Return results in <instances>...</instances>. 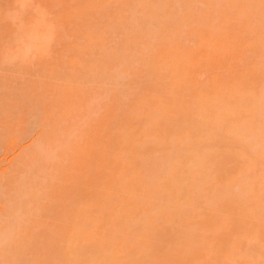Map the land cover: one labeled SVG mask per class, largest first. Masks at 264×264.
<instances>
[{
	"label": "rangeland",
	"instance_id": "obj_1",
	"mask_svg": "<svg viewBox=\"0 0 264 264\" xmlns=\"http://www.w3.org/2000/svg\"><path fill=\"white\" fill-rule=\"evenodd\" d=\"M235 1L0 0V264H264V0Z\"/></svg>",
	"mask_w": 264,
	"mask_h": 264
},
{
	"label": "bare ground",
	"instance_id": "obj_2",
	"mask_svg": "<svg viewBox=\"0 0 264 264\" xmlns=\"http://www.w3.org/2000/svg\"><path fill=\"white\" fill-rule=\"evenodd\" d=\"M227 1H228V0H227ZM234 1H235V0H233V2H234ZM255 1H256V0H255ZM258 1H261V0H258ZM258 1H257V4H258ZM229 2H230V1H229ZM229 2H228V4H230ZM233 2L231 3L232 6H233ZM235 2H236V1H235ZM235 2H234V3H235ZM259 3H260V2H259ZM228 4H227V5H228ZM232 6H231V7H232ZM258 6H259V5H257V7H258ZM259 7H260V6H259ZM259 7H258V8H259ZM233 8H234V7H233ZM233 8H231V9H233ZM263 8H264V4H263ZM254 9H255V8H254ZM258 11L260 12V10H258ZM258 11H256V12H257L256 14H257V15H260V14L258 13ZM254 12H255V11H254ZM261 13H262V12H261ZM261 16H262V15L257 16L258 19H259V17L261 18ZM201 17H202V16H201ZM255 17H256V16H255ZM258 19L255 18V19H253V20H254V21L257 20L256 22H258ZM198 20H199V18H198ZM203 20H204V19H203ZM260 20H261V19H260ZM260 20H259V21H260ZM200 21H201V20H200ZM205 21H206V20H205ZM261 21H262V20H261ZM204 23H205V22H204ZM254 23H255V22H254ZM261 23H262V22H261ZM202 25H203V24H202ZM258 25H259V24L257 23V26H258ZM257 26H256V24H255V28H254V29L252 28V29L255 30V29H257V28H258V29L261 28V27H257ZM263 26H264V25H263ZM252 27H254V25H253ZM258 29H257L256 31H260V30H261V29H260V30H258ZM263 30H264V29H263ZM253 32H255V31H253ZM262 35H263V33H262ZM189 36H190V35H189ZM257 36H258V35H257ZM262 37H264V36H262ZM262 37H261V38H262ZM198 38H199V37H198ZM202 38L204 39V37H202ZM208 38H209V37H208ZM203 39H202V41H203ZM205 39H206V38H205ZM205 39H204V40H205ZM197 40H198V39H197ZM210 40H211V39H210ZM221 40H222V39H221ZM221 40H220V41H221ZM208 41H209V40H208ZM223 41L226 42V40H224V39H223ZM203 42H204V41H203ZM206 42H207V41H206ZM224 42H223V43H224ZM258 42H260V41H258ZM200 43H202V42H200ZM219 43H220V42H219ZM202 44H204V43H202ZM215 44H216V43H215ZM221 44H222V41H221ZM205 45H206V43H205ZM207 45H208V42H207ZM212 45H213V44H211V47H212ZM222 46H223V45H222ZM209 47H210V46H209ZM216 47H217V46H215V48H214V49H215V52H217L218 50H220V49H218V50L216 51ZM218 47H219V46H218ZM220 48H221V47H220ZM223 48H224V47H223ZM228 50H229V49H228ZM225 54H226V52H225ZM225 54H224V55H225ZM227 54H228V52H227ZM230 55H231V53H230ZM216 56H217V55H216ZM214 59H215V58H214ZM162 60H163V59H162ZM241 60H242V59H241ZM183 63H184V62H183ZM183 63H182V64L180 65V67H179L180 70H185V69H187L186 67H183V66H186V64L184 63V65H183ZM239 63H240V61H239ZM256 66H257V65H256ZM257 67H258V66H257ZM184 68H185V69H184ZM261 68H263V67L261 66ZM257 69H259V68H257ZM263 69H264V68H263ZM255 71H256V70H255ZM258 71H260V70H258ZM175 85H176V84H175ZM175 87H176V86H175ZM173 88H174V87H173ZM175 89H176V88H175ZM214 90H215V89H214ZM220 90H221V89H220ZM173 91H174V90H173ZM204 91H205V90H204ZM212 91H213V90H212ZM221 91H222V90H221ZM230 91H232V90H230ZM175 92H176V90H175ZM207 92H208V91H207ZM207 92H205V93L207 94ZM205 93H204V95H205ZM216 93H219V94H220V97H221L223 94H225L224 92H221V93H223V94L221 95V93H220L219 91H218V92L215 91V93H214V94L216 95L215 97L218 96ZM255 93H256V92H255ZM210 94H211V96H212V92H210ZM210 94H209V95H210ZM228 95H230V93H229ZM232 96H233V95H232ZM256 96H257V95H256ZM260 96H261V94L258 95L256 98L251 97V98L253 99V100H252V99L249 100V101L251 102V104H248V103H250V102H248V100H247V104L252 106V107L249 106V109H250V107H251V109H250L251 112H253V111H252V110L254 109L253 107H255V109H257V110H260L259 108H262V105H263V101H264V99H262ZM171 97H173L172 94H171ZM209 97H210V96H209ZM254 97H255V96H254ZM222 99H224V98H220V100H222ZM245 99H246V98H245ZM249 99H250V98H249ZM225 100H226V99H225ZM243 100H244V99H243ZM255 100H258V103H259V102L261 103V104H260V103H259V104H256V105H259V107H257V106L255 105ZM228 101L230 102V99H229V98H228ZM237 101H238V99L235 100L236 105H238V106H236V108L238 109L239 106H241V107H240L239 110H237L235 107H234V108H235L236 111H239V113H240V111H241V113H240L241 120L244 119L246 116H250L249 114H250L251 112H250L249 110L246 112V110H247L248 108H244V107H243V110H242V103H241L240 101H238V102H237ZM226 102H227V101H226ZM235 102H234V100L232 101V99H231V103H233V104L230 103L231 106H233ZM239 102H240V103H239ZM245 102H246V101H245ZM227 103H228V102H227ZM227 103H226V104H227ZM238 103H239V104H238ZM227 105H229V104H227ZM231 106H230V107H231ZM260 106H261V107H260ZM160 107H161V106H160ZM162 107H163V106H162ZM157 108H158V107H157ZM231 108L234 109L233 107H231ZM66 109H67V108H66ZM160 109H161V108H160ZM160 109H159V110H160ZM162 109H164V108H162ZM162 109H161V111H162ZM166 109H167V108H165L164 110L166 111ZM244 109H245V111H244ZM67 110H68V109H67ZM156 110L158 111V109H156ZM201 110H202V109H201ZM257 110H254V111H257ZM46 111H47V110H46ZM47 112H48V111H47ZM47 112H46V113H47ZM166 112H167V111H166ZM166 112H165V113H166ZM201 112H204V110H202ZM248 112H250V113L248 114ZM55 113H56V112H55ZM158 113L160 114V112H158ZM162 113H163V111H162ZM162 113H161V114H162ZM165 113H164V115H165ZM244 113H247V114L244 115ZM51 114H52V113H51ZM62 114H63V113H62ZM166 114H168V113H166ZM241 114H243L244 117H243ZM48 115H49V114H48ZM203 115H204V117H203ZM216 115H218V114L215 113V115H214L215 118L211 120V121L214 122V124H215V123L218 124V123H217L218 121H219V122H222V121H220V119L223 120V117H220V116H222V115L219 114V115H220V116H219L220 119H218L219 117H217ZM49 116H50V115H49ZM212 116H213V115H212ZM212 116H211L210 118H213V117H214V116H213V117H212ZM250 117H251V116H250ZM145 118H146V117H145ZM202 118H204V120H202ZM202 118H201L202 121H201V122H200V121L198 122V123H199V126L203 125V126H206V127H204V128H208L209 126H208L207 124H208L209 122H207V124H206L205 120H208V119H206V118H209V115H208V117H207V115H206V118H205V113H204V114L202 113ZM248 118H249V117H248ZM248 118H246V119H244L243 121H241V122H243V123H241L242 128H244L245 126H247L246 124L248 123V122H247V121H248ZM215 119H217L218 121H214ZM249 119H250V118H249ZM59 120H60V119H59ZM209 121H210V120H209ZM245 121H246L247 123H246ZM202 122H203V123H202ZM83 123H84V121H83ZM211 123H212V122H211ZM196 124H197V123H196ZM196 124H195L194 127H197V131H198V125L196 126ZM200 124H201V125H200ZM243 124H245V125H243ZM248 124H250V123H248ZM54 125H55V124H54ZM219 125H220V124H219ZM203 126H201V128H202ZM207 126H208V127H207ZM243 126H244V127H243ZM194 127H193V129H194ZM216 127H217V126L215 125V127H213V128H216ZM220 127H221V126H219V128H220ZM247 127H248V128L250 127L249 130H248V128H244V129L247 130V131H250V133H248V132H247V133H248V134H251V135H250V136H251V140H253V145H252L253 147L251 146V148H254V149H251V150H250L249 147H248V148H247V152H250V151H252V150H253V152H255V150H257V149H255V148H256V147L258 148V146H259V147L261 146V145L259 144V140L261 141V138H262V137L260 138L259 135H258V136L256 135L257 133H256V134L254 133V132H255V131H254L255 129H253V130L251 131V128H253V127H251V125H248ZM191 129H192V128H191ZM191 129H190V130H191ZM190 130L186 129V130H184V132H183V131H182V132H183L184 134H186L185 132H187L188 134H190V133H191V134H193V133H198V132H196V129H195V130H191V131H195V132H191ZM204 130H206V129L200 130V127H199V132H200V133L204 132ZM208 130H209V129H208ZM215 130H216V129H215ZM215 130H214L213 132H216ZM242 130H243V129H242ZM188 131H189V132H188ZM218 131L221 132L220 130H218ZM222 131H223V129H222ZM51 132H52V131H51ZM183 133H182V134H183ZM207 133H208V132H207ZM226 133H227V132H226ZM226 133H225V134H226ZM184 134H183V135H184ZM188 134H186V135H188ZM224 136H225V135H224ZM224 136H223V137H224ZM226 136H227V135H226ZM256 136H257V137H256ZM258 137H259V139H258ZM171 138H172V137H170V139H169L170 141H169V142L166 143V140H164V143H162V144H163V145L165 144V146H166V144H168L167 146H171V145H169L170 142H171L170 144H173V140H171ZM232 138H233V137H232ZM252 138H253V139H252ZM130 139H131V138H130ZM133 139H134V137L132 138V140H133ZM134 140H135V139H134ZM262 140H263V139H262ZM127 141H130V140L128 139ZM130 142H131V141H130ZM261 142H262V141H261ZM261 142H260V143H261ZM250 143H252V142H250ZM160 144H161V143H160ZM90 145H91V144H90ZM157 145H158V144H157ZM163 145H162L163 150H164V149L167 150V148H170L171 150L173 149L172 147H167V146L165 147V146H163ZM250 145H251V144H250ZM250 145H249V146H250ZM160 146H161V145H160ZM160 146H159V148H161ZM157 147H158V146H157ZM90 148H91V147H90ZM92 148H93V147H92ZM92 148H91V149H92ZM155 148H156V147H155ZM159 148H156V150L159 149ZM93 149H94V148H93ZM170 149H168L167 152L164 150V151L166 152V153H165L166 158H168V157L170 156L169 153H171L172 155L176 154V152L173 151V150H172L173 153L170 152V151H171ZM156 150H155V151H156ZM159 150H160V149H159ZM161 150H162V149H161ZM56 151L58 152V150H56ZM56 151H54V152H56ZM168 151H169V153H168ZM52 152H53V151H52ZM57 152H56V153H57ZM88 152H89V151H88ZM152 152H153V151H152ZM174 152H175V153H174ZM247 152H246V154H247ZM58 153H61V152L59 151ZM58 153H57V154H58ZM85 153H86V151H85ZM91 153H92V152H91ZM57 154H56V155H57ZM81 154H82V153H81ZM88 154H89V153H88ZM153 154L155 155V153H153ZM166 154H167L168 156H167ZM54 155H55V153L52 154V155H50V156H49V154H48V157H47V155H46L45 160H46V161L49 160L50 157L55 158ZM56 155H55V156H56ZM84 155H86V154H84ZM84 155H83V156H84ZM90 155H91V154H90ZM176 155H177V154H176ZM176 155H174V156H170V158H171V159H172V157L176 158ZM58 156H60V154H58ZM58 156H56V159L58 158ZM64 156H65V155H64ZM64 156H63V157H64ZM92 156H93V155H92ZM221 156H222V155H221ZM87 157H88V156H87ZM87 157H85V158H87ZM151 157H152V159H153L154 156L151 155ZM30 158H31V157H30ZM36 158H37V157H36ZM46 158H47V159H46ZM60 158H61V157H60ZM81 158H82V157H81ZM116 158L119 159L120 157L118 156V157H116ZM122 158H123V157H122ZM157 158H158V157H157ZM179 158H180V157H179ZM179 158H176V159L179 160ZM23 159H24V158H23ZM23 159H22V160H23ZM56 159H51V158H50V160H52V163H53V160H55L54 163L57 162L58 160L56 161ZM58 159H59V158H58ZM62 159H63V158H62ZM89 159H90V158H89ZM120 159H121V158H120ZM154 159H155V158H154ZM154 159H153V160H154ZM225 159H226V158H225ZM225 159H223V160H225ZM22 160H21V162H24V161H25V159H24V161H22ZM31 160H32V158H31ZM38 160H39V159H38ZM43 160H44V159H43ZM45 160H44V162H45ZM82 160H83V159H81V161H82ZM93 160H94V159H93ZM114 160H116V159L114 158ZM174 160H175V159H174ZM177 160H176V161H177ZM180 160H182V159L180 158ZM33 161H34V160H33ZM35 161H36V160H35ZM29 162H30V161L28 160V163H27L28 166H29ZM44 162H43V163H44ZM50 162H51V161H49V164H51V166H52L54 163L52 164V163H50ZM151 162H152V161H151ZM178 162H179V161H178ZM222 162H224V161H221V163H222ZM19 163H20V162H19ZM34 163H35V162H34ZM37 163H38V162H37ZM114 163H116V162H113V163H112L113 167H112L111 170H113L112 172L115 173V174H113L112 172H111V174H112L113 177L115 178V183L117 182L118 184H117V183L115 184V185H116V187H115L116 189L114 188V190H112V191H114V192H112V191H111L112 193L109 192L108 194H109L110 196L106 194V195H104V196H106V197H104V198H108V199H109V198L111 197V199H109V200H112V197H114V199H115V197H117V199L119 198L118 200H120V195H121V197H122V195H126L125 197H128V198L122 197V199L124 198V199H126V201H127V199H128V201H129V196H130L131 194H133V192H132V190H130L132 193H131L130 195L127 196V193H128V192L125 194V191H126L125 188H121V187H122V186H121L122 184H120V183H122L123 181L120 182L119 178L122 179V180H125V178H121L122 173H124V172H125V173H124V176H126L125 174H127V175H128V177L126 176L127 179L130 178V177H129V174L131 173V171H128V170L126 169L127 167H126V168L124 167L125 164H124V166H122L124 169H126L124 172L122 171L123 169L120 170L122 167H120V169H119V168L116 169ZM121 163L123 164V162H120V163H118L116 166L119 167V166L121 165ZM224 163H225V162H224ZM224 163H223V164H224ZM41 164H42V162H41ZM49 164H48V165H49ZM226 164H227V163H226ZM228 164H229V163H228ZM231 164H232V163H231ZM27 165H25V166H27ZM30 165H33L32 162H30ZM46 165H47V164H46ZM174 165H176V163L173 164V166L171 167V170H172V168L174 167ZM188 165H189V164H188ZM15 166H16L15 168H20V167H19L20 165L18 166V164L15 165ZM23 166H24V164H23ZM51 166H49V167H51ZM53 166H54V165H53ZM178 166H179V165H177V166H175V167L173 168V171H175V173L177 172L175 175L178 174V170H179V167H178ZM235 166H236V165H235ZM49 167H48V168H49ZM56 167H57V166H56ZM56 167H54L53 169H54V170L57 169ZM58 167H59V169H61V172H58V173H60V175H58V174H57V175H54V173H53L54 170H53L52 168H51V170H53V171H52L51 175L53 174V176H57V178H58V177L61 178L60 176H61L62 173L64 172L63 170L66 169V168L63 167V169H62V168H60V167H62V166H58ZM128 167H129V166H128ZM176 167H178V168H177L178 170L175 169ZM180 167H181V165H180ZM222 167H223V166H222ZM225 167L227 168V166H225ZM113 168H114V169H113ZM184 168H185V167H184ZM228 168H229V167H228ZM49 169H50V168H49ZM128 169H129V168H128ZM174 169H175V170H174ZM15 170H18V169H13V171H12L13 174H14ZM57 170H58V169H57ZM57 170H56V171H57ZM115 170L121 174V175L119 176V178H118L119 173L114 172ZM130 170H132V168H131ZM180 170H181V168H180ZM222 170H224V169H222ZM234 170H235V169H234ZM48 171H50V170H48ZM56 171H54V172L56 173ZM58 171H59V170H58ZM62 171H63V172H62ZM65 171H66V170H65ZM120 171H121L122 173H121ZM127 171H128V172H127ZM50 172H51V171H50ZM126 172H127V173H126ZM132 172H133V170H132ZM180 172H181V171H180ZM180 172H179V173H180ZM226 172H227V171H226ZM116 173H117V175H116ZM133 173H134V172H133ZM136 173H137V172H136ZM136 173H134V175L131 173L132 175L130 174V176H132V177L135 176V177H136V176H137ZM171 173H173V172H171ZM16 174H17V173H16ZM63 174H64V173H63ZM65 174H66V173H65ZM135 174H136V175H135ZM138 174H139V173H138ZM147 174H148V175H147ZM147 174H146V172H145V175H147V176H146V179H147V177L150 176V172L147 173ZM173 174H174V173H173ZM145 175L143 176L144 178H145ZM178 175H179V174H178ZM178 175L176 176L177 178H178ZM17 176H18V177H15V176H14L15 179H18V180H17L18 183L15 184V185L18 186V184H19V186H21V183H23L24 180H22L23 178L20 180L19 175H17ZM6 177H7V176H6ZM6 177H5V178H6ZM62 177H63V176H62ZM66 177H67V176H66ZM116 177L118 178L119 181L117 180ZM206 177H207V176H206ZM12 178H13V177H12ZM12 178H11V179H12ZM55 178H56V177H55ZM55 178H52V180L55 179ZM64 178H65V177H63L62 179H64ZM149 178H150V177H149ZM177 178H176L177 183H178V182L180 183V184L178 183V186H179L178 188H179V189H180V188H181V189H182V188L184 189V186L181 184V181H179V178H178V179H177ZM11 179H10V180H11ZM62 179H61V180H62ZM81 179H82V178H81ZM131 179H132V178H131ZM131 179H129V180H131ZM146 179H145V180H146ZM199 179H200V178H199ZM8 180H9V179H8ZM10 180H9L8 182H9L10 184H12V186H13L15 180H13V181H10ZM19 180H20V181H19ZM59 180H60V179H59ZM61 180H60V183H61ZM202 180H203V179H202ZM199 181H200V180H199ZM203 181H204V180H203ZM203 181H202V183L199 182V184L201 183V186L204 185ZM20 182H21V183H20ZM52 182H54V180H53ZM57 182H59V181L57 180ZM63 182H64V181H63ZM15 183H16V182H15ZM167 183H168V182H167ZM171 183H173V182H170V185H173V184H171ZM196 183H198V181H197ZM196 183H195V184H196ZM10 184H9V185H10ZM25 184H26V183H25ZM25 184H23V185H25ZM50 184H51V183H50ZM53 184H54V183H53ZM53 184H52V185H53ZM55 184H56V182H55ZM119 184H120V186H119ZM202 184H203V185H202ZM23 185H22L21 187H22V188L24 187V189L26 190L28 184L25 185V186H23ZM64 185H65V184H64ZM117 185H118V186H117ZM174 185H175V186L177 185V184L175 183V181H174ZM181 185H182L183 187H182ZM10 186H11V185H10ZM16 186H13V189H14V187H16ZM19 186H18V187H19ZM30 186H31V185H30ZM50 186H51V185H50ZM50 186H49V187H50ZM53 186H54V185H53ZM180 186H181V187H180ZM196 186H197V185H196ZM18 187H17V190H18ZM31 187H33V186H31ZM31 187L28 186V188H30L31 190H32L33 188L35 189V187H33V188H31ZM51 187H52V186H51ZM62 187H63V186H62ZM64 187H65V186H64ZM167 187H168V186H167ZM167 187H166V188H167ZM47 188H48V187H47ZM234 188H235L237 191L240 190V189H237L238 187H234ZM234 188L231 189V190H232V194H233L234 191H235ZM250 188H251V189H250ZM250 188H249V186H248V190L250 189V190L247 192L248 194L246 193V191H247L246 188H245V191H243V192H245L247 195H249V193H250V195H251V192H250V191H252V187L250 186ZM30 189H29V190H30ZM38 189H39V188H38ZM57 189H58V188H57ZM120 189H121V190H125V191H121V192H123L124 194H123V193H121V194L119 193V192H120ZM171 189H173V188H171ZM176 189H177V188H176ZM14 190H15V189H14ZM20 190H21V189H19V191H20ZM115 190H117L116 192H118V194L115 192ZM167 190H168V189H167ZM242 190H243V189H242ZM253 190H254V189H253ZM255 190H256V189H255ZM255 190H254V191H255ZM32 191H33V190H32ZM63 191H64V190H63ZM183 191H184V190H183ZM16 192H17V191H16ZM27 192H29V191L27 190ZM55 192H56V191H55ZM135 192H136V189H135ZM137 192H139V191H137ZM169 192H170V190H169ZM179 192H180V191H179ZM179 192L177 191V193H179ZM185 192H186V190H185ZM238 192H241V193H242V191H238ZM25 193H26V192H25ZM114 193H116L115 195H118V196H115ZM129 193H130V192H129ZM129 193H128V194H129ZM141 193H142V192H141ZM170 193H171V192H170ZM235 193H237V192H235ZM235 193H234V195H237V194H238V193H237V194H235ZM41 194L43 195V193H41ZM49 194H50V191H49L48 195H47V192H46V193H45L46 196L43 195V197H44V198H45V197L47 198L48 196H51V195H49ZM54 194H55V193H54ZM54 194H53V195H54ZM112 194H113V196H112ZM119 194H120V195H119ZM137 194H138V193H137ZM165 194H166V192H165ZM172 194H173V193H172ZM182 194H184V192L182 193V191H181V198L183 197ZM253 194H254V192H252V195H253ZM23 195H24V193L21 194L19 198H22ZM135 195H136V194H135ZM139 195H140V193H139ZM139 195H138V196H139ZM141 195H142V194H141ZM141 195H140V196H141ZM166 195L168 196V194H166ZM169 195H170V194H169ZM173 195H174V194H173ZM173 195H170V196H173ZM175 195H176V193H175ZM198 195H199V194H198ZM238 195H239V194H238ZM243 195H244V194H242V196H243ZM247 195H245V197H246ZM252 195H251V197H250L251 199L253 198ZM64 196H65V195H64ZM132 196H133V195H132ZM186 196H187V194H186ZM199 196H201V195H199ZM232 196H233V195H232ZM239 196H240V195H239ZM58 197H59V196H58ZM133 197H134V196H133ZM133 197H130V198L133 199ZM162 197L164 198L165 196H162ZM177 197H178V196H177ZM179 197H180V195H179ZM184 197H185V195H184ZM188 197H189V196H188ZM188 197H186V200L188 199ZM234 197H235V196H234ZM234 197H232V199H233ZM19 198H18V200H19ZM49 198H50V197H49ZM49 198H48V199H49ZM55 198H56V196H55ZM65 198H66V197H65ZM135 198H136V197H135ZM142 198H143V197H142ZM142 198H140L139 200H141ZM181 198H180V199H181ZM248 198H249V197H248ZM250 198H249V200H250ZM40 199H42V198H40ZM63 199H64V198H63ZM82 199H83V198H82ZM108 199H107V200H108ZM124 199H123V200H124ZM137 199H138V198H137ZM137 199H135V200H137ZM161 199H162V198H161ZM180 199L178 198V200H180ZM234 199H235V198H234ZM234 199H233V200H234ZM236 199H238V198L236 197ZM236 199H235V200H236ZM16 200H17V199H16ZM21 200H22V199H21ZM46 200H47V199H46ZM51 200H53V199L51 198ZM181 200H182V201H185V199H184V200L181 199ZM189 200H190V199H189ZM252 200H253V199H252ZM3 201H4V200H3ZM9 201H11V200H9ZM40 201H41V200H40ZM42 201H43V200H42ZM55 201H56V200H55ZM77 201H78V200H77ZM131 201H132V200H131ZM250 201H251V200H250ZM1 202H2V201H0V203H1ZM29 202H30V200H29ZM31 202H33V201H31ZM84 202H85V201H84ZM132 202L135 203V204L137 203V205H138V201H137V202H136V201H135V202L132 201ZM187 202H188V201H187ZM2 203H3V202H2ZM78 203H79V202H78ZM130 203H131V202H130ZM140 203H141V202H140ZM50 204H51V203H50ZM126 204H129V203L127 202ZM164 204H165V201H164ZM164 204H163V205H164ZM189 204H190V203H189ZM191 204H192V202H191ZM1 205H2V204H1ZM80 205H81V204H80ZM80 205H79V206H80ZM84 205H85V203H84ZM130 205H132V204H130ZM6 206H7V204H6ZM82 206H83V205H82ZM133 206H134V205H133ZM208 206H210V205H208ZM4 207H5V206H4ZM61 207H62V206H61ZM63 207H64V206H63ZM63 207H62V208H63ZM205 207H206V206H205ZM209 208H210V207H209ZM211 208H212V207H211ZM151 209H153V208H151ZM151 209L149 208V210H150L151 212H153V210H151ZM205 209H206V208H205ZM10 210H11V209H10ZM63 210H65V209H63ZM69 210H70V209H69ZM149 210H148V211H149ZM8 211H9V210H8ZM45 211H46V210H45ZM59 211H61V210H59ZM73 211H74V210H73ZM82 211H83V209H82ZM85 211H86V210H85ZM148 211H147V213H149V214H147V216H148V218H150L149 216H150V214L152 215V213H151V212H148ZM154 211H156V210H154ZM207 211H208V210H207ZM5 212H7V209H6ZM53 212H54V211H53ZM67 212H68V211H67ZM67 212H66V213H67ZM79 212L81 213V209H80ZM200 212H201V211H200ZM61 213H63V212H61ZM64 213H65V211H64ZM50 214H51V213H50ZM76 214H77V212H76ZM7 215H9V214H7ZM11 215H12V214H11ZM61 215H62V214H61ZM74 215H75V213H74ZM4 216H5V214H3L2 217H4ZM46 216H48V215H46ZM68 216H69V215H68ZM79 216L81 217V215H79ZM79 216H77V218H78ZM82 216H83V215H82ZM9 217H10V216H9ZM54 217H55V215H54ZM60 217H61V216H60ZM63 217H65V216H63ZM80 217H79V219H80ZM83 217H84V216H83ZM199 217H200V216H199ZM61 218H62V217H61ZM73 218H74V217H73ZM81 218H82V217H81ZM81 220H82V219H81ZM93 220H94V218H93ZM93 220H92V221H93ZM69 221H71V220H69ZM88 221H89V220H88ZM97 221H99V220H97ZM84 222H85V220H84ZM84 222H83V223H84ZM95 222H96V220H95ZM210 222H211V221H210ZM213 222H214V221H213ZM95 224H96V223H95ZM245 224H246V223H245ZM86 225H87V224H86ZM92 225H93V224H92ZM204 225H205V224H204ZM243 225H244V224H243ZM29 226H30V225H29ZM82 226H84V225H82ZM87 226H88V225H87ZM141 226H142V225H141ZM141 226H140V227H141ZM143 226H145V224H143ZM143 226H142V227H143ZM205 226H206V225H205ZM249 226H250V225H249ZM80 227H81V226H80ZM88 227H90V226H88ZM138 227H139V226H138ZM206 227H207V226H206ZM136 233L138 234V231H137ZM90 235H91V234H90ZM86 236H87V234H86ZM86 236H85V238H86ZM80 237H81V236H80ZM91 239H92V237H91ZM91 239H90V240H91ZM83 240H84V238H83ZM85 240L88 241V239H85ZM94 241H95V240H94ZM84 242H85V241H84ZM88 242H90V241H88ZM95 242H96V241H95ZM90 243H91V244H89V245H92V242H90ZM97 243H98V242H97ZM86 245H87V244H86ZM96 245H97V244H96ZM96 245H95V246H96ZM87 247H88V246H87ZM88 248L90 249L91 247L89 246ZM93 248H94V247H93ZM93 248H92V249H93ZM96 248H97V246H96ZM94 249H95V248H94ZM98 250H99V249H98ZM99 252H100V250H99ZM131 255H132V254H131ZM99 256L101 257V259L97 258V260H98V259H99V260L97 261L96 264H100L101 262H102V264H104L106 260L103 258L104 256L102 257V253H101V252H100V254L98 253V255H97L96 257H99ZM133 256H134V255H133ZM76 259H77V258H76ZM102 259H104L105 261H103ZM128 259H129V258H128ZM80 260H81V259H80ZM81 261H82V260H81ZM126 261H127V262H126ZM107 262H109V261H107ZM110 262H112V261H110ZM110 262H109V264H110ZM113 262H114V259H113ZM113 262H112V263H113ZM125 262H126V263H125ZM125 262H123V263H124V264H139L138 261H137L135 258L133 259V257H131L129 260L126 259ZM81 263H82V262H81ZM84 263H85V260H84ZM123 263H122V264H123ZM106 264H108V263H106ZM113 264H116V262L113 263ZM117 264H118V263H117ZM119 264H120V263H119Z\"/></svg>",
	"mask_w": 264,
	"mask_h": 264
}]
</instances>
